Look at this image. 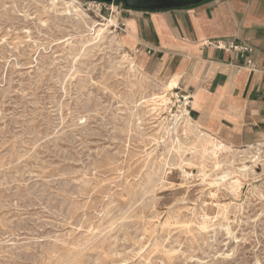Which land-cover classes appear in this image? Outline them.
<instances>
[{"label": "rangeland", "instance_id": "374dc122", "mask_svg": "<svg viewBox=\"0 0 264 264\" xmlns=\"http://www.w3.org/2000/svg\"><path fill=\"white\" fill-rule=\"evenodd\" d=\"M79 1L0 0V264H264V165L222 152L243 183L222 184L151 110L161 81L121 46L118 2Z\"/></svg>", "mask_w": 264, "mask_h": 264}, {"label": "crops", "instance_id": "0c3cea01", "mask_svg": "<svg viewBox=\"0 0 264 264\" xmlns=\"http://www.w3.org/2000/svg\"><path fill=\"white\" fill-rule=\"evenodd\" d=\"M114 17L121 46L138 66L168 92L191 94L190 117L201 129L229 146L264 149V0L156 11L122 6ZM217 41L251 50L210 44Z\"/></svg>", "mask_w": 264, "mask_h": 264}, {"label": "bare ground", "instance_id": "6f19581e", "mask_svg": "<svg viewBox=\"0 0 264 264\" xmlns=\"http://www.w3.org/2000/svg\"><path fill=\"white\" fill-rule=\"evenodd\" d=\"M51 1V0H50ZM56 1H64V3L66 4V7L69 11L74 10L76 12L82 11V9L80 8V1L79 0H69V1H65V0H56ZM74 5V6H73ZM71 6H73L71 8ZM54 8V7H53ZM72 12V11H71ZM75 13V12H74ZM76 14V13H75ZM81 14V12L79 13ZM83 15V14H82ZM79 16V15H78ZM81 17V16H80ZM112 18V17H111ZM95 22V21H94ZM115 23V21L113 19L108 20L107 23L105 24H101L100 28L97 30L98 35L100 36L105 30H109L110 26ZM97 25V23H96ZM94 26V25H93ZM117 26V24L115 25ZM98 27V26H97ZM103 36V35H102ZM94 38V37H93ZM92 38V39H93ZM99 38V37H98ZM102 38V37H101ZM116 42V41H115ZM118 43V42H117ZM118 45V44H117ZM124 54V53H123ZM130 66L131 69H135L138 70V66H136L135 63V59H130ZM163 82V81H162ZM161 83V82H160ZM157 85V84H156ZM158 86V85H157ZM166 87V86H165ZM160 93H157L152 95V97L149 100V105L152 107L151 110L153 111V113H155L156 115H160L161 113H164L165 111H170V118L169 117H162V120L165 122H170L171 124V128L173 129L172 131L178 132V128L180 127V125L185 126L186 127V133H189L191 136L188 138V145H189V150H192V152L196 155H198L199 157L203 158V160L206 162V160L208 159H212L215 162V166L216 168H221L223 167L222 173L219 176V178H217L222 184L223 182H226L229 179V184H230V188L233 192L238 193L241 188H242V180L239 177H232L230 180V175L236 171H233L231 169L228 168H224V165L220 162L221 160H219V155L222 152H226V151H247V157L250 159L251 165L249 166H243L239 168L240 172H245L246 170H248L249 168H253L256 165H264V149L262 148V144H252L249 146H246L245 149L242 150H238V149H234L233 147L229 146L228 144L223 143L221 140H219V138H216L215 136H213L211 133L201 129L194 121L193 119H191L190 117V112L187 109H183L180 106H178V110L176 113H173L170 110V105L173 103L172 101V96L175 95V92H171V96L170 93L163 87L160 85ZM148 99V98H147ZM145 100V98H144ZM146 101V100H145ZM147 104V103H146ZM148 105V106H149ZM145 106V105H144ZM150 109V108H149ZM149 110H147L148 112ZM150 113V112H149ZM152 113V112H151ZM153 116V115H152ZM164 123V122H163ZM161 125V124H159ZM169 125V124H168ZM164 128V127H163ZM168 130V129H167ZM165 131V130H164ZM163 131V132H164ZM171 131V129L169 130V132ZM164 134V133H163ZM171 133H169L170 135ZM178 134V133H177ZM167 135V134H166ZM173 135V134H172ZM176 135V134H175ZM187 136V135H186ZM160 137V136H159ZM162 137V136H161ZM167 137V136H166ZM165 138V136H164ZM169 138V137H168ZM167 139V138H166ZM177 140V137H176ZM171 142V141H170ZM174 141L172 140V143ZM179 142V141H177ZM173 145H175L173 143ZM172 145V146H173ZM179 148L178 149H182V143L178 144ZM187 146V145H186ZM185 147V145H184ZM170 148V147H169ZM176 148V147H175ZM229 153V152H228ZM195 155V156H196ZM222 155V154H221ZM245 156V154H243ZM233 156V155H232ZM240 156V155H239ZM227 157V156H226ZM246 157V156H245ZM246 159V158H245ZM167 160V159H166ZM186 160V159H185ZM225 160V159H224ZM230 160V159H229ZM236 160V159H235ZM242 160V159H241ZM165 161V160H164ZM204 161H202L204 163ZM240 161V159H239ZM246 161V160H245ZM228 162V161H227ZM169 163V162H167ZM166 163V165H167ZM190 163V162H189ZM235 161L234 160H230V164L234 165ZM240 163V162H239ZM162 164V163H161ZM164 164V163H163ZM172 164V163H171ZM236 164V163H235ZM249 164V163H248ZM202 165V163H201ZM239 165V164H238ZM245 165V164H244ZM163 166V165H162ZM165 166V165H164ZM229 166V165H228ZM181 167V166H180ZM205 167V166H204ZM164 168V167H162ZM236 169V168H235ZM234 169V170H235ZM184 170V169H183ZM250 170V169H249ZM255 171V170H254ZM186 173V172H185ZM220 173V172H219ZM251 173V171H250ZM188 174V173H186ZM185 174V175H186ZM189 176V175H188ZM206 174H204V178H205ZM185 178V177H184ZM215 181V180H214ZM218 184V183H217ZM225 186V184H224ZM229 186V185H228ZM229 188V187H228ZM225 206V205H224ZM144 208V207H143ZM234 215V214H233ZM137 218V216H136ZM119 226V225H118ZM124 227V226H123ZM89 230V229H88Z\"/></svg>", "mask_w": 264, "mask_h": 264}, {"label": "built area", "instance_id": "2783aa9c", "mask_svg": "<svg viewBox=\"0 0 264 264\" xmlns=\"http://www.w3.org/2000/svg\"><path fill=\"white\" fill-rule=\"evenodd\" d=\"M86 1L90 7H95L96 9L99 10V12H102L103 9H107L110 10V12H114V9L117 8V5H115V1L112 3H108L100 0H86ZM117 28H119V26H116V29ZM210 44L218 48L233 49V50L238 49L242 51L251 50V48L245 44L236 45L232 42L226 43V42L217 41V42H210ZM249 65H251V61H249ZM174 92L175 95H173V97H175L176 99H178L179 102H181L180 107L183 109L185 108L190 112V105L192 103L191 94L184 92L181 88H176Z\"/></svg>", "mask_w": 264, "mask_h": 264}, {"label": "water", "instance_id": "95a60500", "mask_svg": "<svg viewBox=\"0 0 264 264\" xmlns=\"http://www.w3.org/2000/svg\"><path fill=\"white\" fill-rule=\"evenodd\" d=\"M108 3L115 1L118 6H127L133 9L141 10H163L172 8H183L192 5L200 4L205 0H100Z\"/></svg>", "mask_w": 264, "mask_h": 264}]
</instances>
